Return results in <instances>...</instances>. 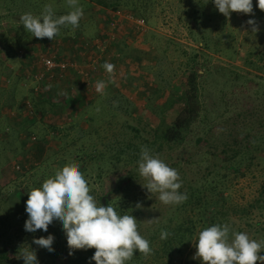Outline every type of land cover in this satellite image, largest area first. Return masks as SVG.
Listing matches in <instances>:
<instances>
[{
  "label": "rangeland",
  "instance_id": "1",
  "mask_svg": "<svg viewBox=\"0 0 264 264\" xmlns=\"http://www.w3.org/2000/svg\"><path fill=\"white\" fill-rule=\"evenodd\" d=\"M21 1L27 0H0V250L7 247L4 250L11 256L7 264H24L19 256L25 244L35 249L39 264H69L77 257L87 256L88 249L68 254L67 244L62 245L66 238L56 222L48 226L47 232L24 230L27 193L33 187H39L50 174L67 164H76V161H81L79 169L98 201L105 199L106 191L124 183L127 168L119 165L101 169V165L89 158L106 151L103 147L107 142L105 139L114 130L119 131L121 123L139 128L144 137L152 139L156 127L165 128L172 122L177 104L167 103L172 98L179 99L183 93L184 65L189 54H195V62L201 67L199 72L205 70L199 78L198 89L206 116L189 131L190 141L172 151H164L160 159L168 163L169 157L180 161L200 154L194 139L204 137L209 130L208 137L225 136L239 121L247 119L245 108H248L246 112L252 110L249 122L264 118V18L256 0H252V14L232 12L229 17L224 16V22L213 38L218 51L213 45L206 51L197 50V43L187 34L181 11L186 0H151V5L141 9L146 30L138 35L137 28L128 21L109 30L111 10H99L85 0H78L84 11L79 26L75 29L70 25L62 26L52 40L31 36L20 25L19 17L31 11ZM44 3L51 5L57 16L71 11L67 0H41L39 13ZM122 11L131 14L130 10ZM36 12L34 9L33 14ZM249 19L255 21L254 26L258 29L255 33L252 32L253 25L247 24ZM244 31L248 32L247 36L241 33ZM107 33H115L118 39L109 44L108 52L100 53L93 48V42ZM115 34L112 36L116 38ZM50 57L58 62L73 60L76 64L69 68L72 71L68 72V80L75 78L66 85L68 89L59 85L56 90L59 96L55 92L49 93L54 100L52 104L63 102L64 96L69 102L84 94L82 104L85 106L77 107L69 115H65L61 107L51 108L35 100L36 93L32 89L42 87L44 75L50 74L44 70L41 58ZM105 62L115 66L113 74L105 71ZM100 80L106 83L102 95L95 91V84ZM157 89L161 90L158 94L155 93ZM111 100L121 107L129 106L128 114L119 109L116 113L111 112V117L105 116L101 111ZM27 102L32 105V112L28 106L24 108ZM91 103L93 105H88ZM43 111L45 114L41 116ZM226 111L230 113L220 118ZM240 111L244 112L241 118H230ZM27 114L35 120L26 119ZM93 121L101 126L99 136H82L80 139L76 124L80 123L85 129L86 124ZM109 126L112 128L108 129ZM31 134L43 138L46 146V156L40 163L33 157L36 140ZM253 164V174L236 185L245 198L252 197L264 183V162L253 161ZM185 170L189 173V167ZM135 183L145 185L147 180L140 176ZM158 196L155 193V197ZM150 206L151 202L140 203L131 213L137 216V225L143 226V230L159 214ZM49 234L54 237L52 255L32 244L33 238ZM187 253L182 260L189 259ZM86 264L95 262L88 260Z\"/></svg>",
  "mask_w": 264,
  "mask_h": 264
},
{
  "label": "trees",
  "instance_id": "2",
  "mask_svg": "<svg viewBox=\"0 0 264 264\" xmlns=\"http://www.w3.org/2000/svg\"><path fill=\"white\" fill-rule=\"evenodd\" d=\"M9 1L13 2V0ZM85 1L99 10H130L131 14L137 18H144L141 9L151 5V0ZM21 2L24 6L30 7L31 13L35 9L38 12L35 14H39L38 7L41 0ZM14 5L12 4V6ZM181 11L186 20L187 34L197 43V50L206 51L213 45L218 51V44L214 43L213 38L224 22V15L218 12L211 0L208 2L207 0H186ZM262 17L264 18V10ZM184 68L183 93L179 99L178 97L175 100L172 98L167 103V105L177 104L175 117L168 126L165 128L156 127L151 139L144 137L139 128L130 126L127 122L121 123L119 131L114 130L109 137L104 138L107 140L103 146L106 151L97 152V155L94 154L89 158L90 161L96 162V165H101V169L106 166L122 165L129 170L124 183L116 185L112 191L105 192L108 198L105 197L104 205L111 204L116 206L117 211L121 214H131L138 204L151 202L152 206L149 208L159 212L157 218L146 225L145 230H143V226L138 227L139 233L149 240L152 252L147 256L136 252L126 264H201L198 257L194 258L196 252L194 241L201 230L213 224L229 225L230 236L231 232H245L251 239L264 242V183H261L250 198L243 197L241 189L236 186L240 182L239 180L253 174V161L264 162V118L249 122L252 110L246 112L248 108L244 109L247 119L239 121V124L237 123L235 128L227 132L225 136L221 135L217 139H214L213 136L208 137V134H211V130H209L207 135L204 134V137H196L193 143L200 154L190 155L180 161L177 158L169 157V162H165L170 167L177 169L179 173L181 188L178 191L187 194V199L182 203L165 205L155 197V193L151 194L143 185L135 183L141 176L137 161L140 158L142 146H146L152 154L161 158L164 151H172L190 141L191 139L188 140L189 131L194 124L201 118L203 119L204 115L206 116L200 102L198 89L199 78L205 70L199 72L201 67L195 62V54H189ZM70 71L72 70L68 68L53 72L51 76L50 74L44 75L43 86L37 90L32 89L36 93L34 95L36 102L40 101L39 103L47 104L51 108L55 105L61 107L65 110V115L71 114L77 107H84L85 105L82 104L83 93L78 99H70L68 102L64 100L66 99L64 96L63 102L57 101L56 104H52L54 100L49 96L50 91L59 96V93L56 92L59 85L68 89L66 85L75 78L74 76L72 80H68ZM160 91L157 89L155 93L158 94ZM40 94H44V96ZM32 104L34 105L33 101ZM26 106H29L28 109L32 112L30 102H27L24 108ZM129 108V106L121 107L111 100L101 112L105 116L111 117L119 109H123V112L128 114ZM159 109L162 110L161 107ZM25 112L28 113V111ZM44 112L40 115L43 116ZM229 113L226 111L220 118L226 117ZM235 113L236 115L231 116V119L236 116V118H241L244 112ZM28 116L27 114L25 118L35 120L34 117ZM80 125V123L76 124L80 139L83 138L82 136H99L101 126L98 123L93 121L92 124H89L88 122L86 124L88 127L85 129ZM110 128L112 127L109 126L108 129ZM211 129L214 128L211 127ZM31 135L33 140H36L33 157L40 163L46 156V146L43 138ZM75 163L78 165L81 161ZM182 163L184 166H180ZM186 167H189V173L185 170ZM50 176L51 174L48 177ZM47 178H44L42 182ZM90 194L94 196V190H91ZM95 199L103 205L100 198L99 201L97 198ZM134 217L137 216L134 215ZM162 230L169 233L164 240L160 239ZM60 231L63 235L62 229ZM63 244H66V241L62 242ZM4 249L7 247L0 250V264H7V260L11 257ZM94 251V248L88 249L85 258L77 257L76 260L69 261V264H86ZM186 251L189 259L182 260L181 257ZM258 255H264V250H261ZM257 264H261V262L259 261Z\"/></svg>",
  "mask_w": 264,
  "mask_h": 264
},
{
  "label": "clouds",
  "instance_id": "3",
  "mask_svg": "<svg viewBox=\"0 0 264 264\" xmlns=\"http://www.w3.org/2000/svg\"><path fill=\"white\" fill-rule=\"evenodd\" d=\"M208 2V0H207ZM219 13L226 18L232 12L252 14V0H211ZM71 11L57 16L51 5H45L39 14L26 12L19 17L20 25L36 38L52 40L60 32L62 26H79L84 11L78 0H67ZM256 6L264 10V0H256ZM247 24L253 25L252 32L258 29L255 21L249 19ZM247 36V31L241 32ZM243 36V37H244ZM109 74L114 73L115 66L105 62L103 65ZM109 82H114L110 80ZM106 88L103 80L97 81L95 91L101 95ZM139 174L147 180L143 185L149 193H158V199L165 205L180 204L187 199L186 193L178 191L181 182L177 169L167 165L146 146H142L137 161ZM25 201L27 219L24 230L35 233L37 230L47 232L53 222L61 226L66 237L69 255L74 250L95 251L90 261L95 264H126L134 253L149 255L152 252L149 240L138 231L137 220L131 214H121L111 204L101 205L93 195L79 166L67 164L45 179L39 187H33ZM169 233L162 230L160 239L164 240ZM52 235L33 238L32 244L48 251L52 255ZM195 242V256L201 264H264V242L251 239L245 232H231L227 224H213L198 233ZM21 249L19 258L24 264H39L35 249L30 245Z\"/></svg>",
  "mask_w": 264,
  "mask_h": 264
},
{
  "label": "built area",
  "instance_id": "4",
  "mask_svg": "<svg viewBox=\"0 0 264 264\" xmlns=\"http://www.w3.org/2000/svg\"><path fill=\"white\" fill-rule=\"evenodd\" d=\"M122 21L131 22L134 25V27L137 28L136 30H138L136 35H138L139 33H143L142 31L146 30V22L144 19L137 18L133 16L132 14L126 13L125 11H122V10H115L111 12L110 20H109V28H110L109 30L111 29L113 30V28L117 25L120 27V24ZM112 34H115V33L101 34L99 38L93 42V48L100 53L108 52L107 49H109V44L116 42V40L118 39V36L116 34H115L116 38L113 37ZM41 62L44 66V70L50 73V76L51 74H53V72H56L58 70H65L68 68H73V66L76 67V64L73 60L58 62V61H55L54 57H50L48 59L41 58ZM91 62L94 63L93 61Z\"/></svg>",
  "mask_w": 264,
  "mask_h": 264
},
{
  "label": "water",
  "instance_id": "5",
  "mask_svg": "<svg viewBox=\"0 0 264 264\" xmlns=\"http://www.w3.org/2000/svg\"><path fill=\"white\" fill-rule=\"evenodd\" d=\"M106 198H108V197H106ZM101 202H102V204L104 205V204H105V199H104V198L101 199Z\"/></svg>",
  "mask_w": 264,
  "mask_h": 264
}]
</instances>
